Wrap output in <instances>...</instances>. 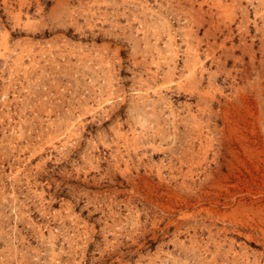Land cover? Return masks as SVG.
<instances>
[{
    "label": "rangeland",
    "instance_id": "rangeland-1",
    "mask_svg": "<svg viewBox=\"0 0 264 264\" xmlns=\"http://www.w3.org/2000/svg\"><path fill=\"white\" fill-rule=\"evenodd\" d=\"M0 264H264V0H0Z\"/></svg>",
    "mask_w": 264,
    "mask_h": 264
}]
</instances>
